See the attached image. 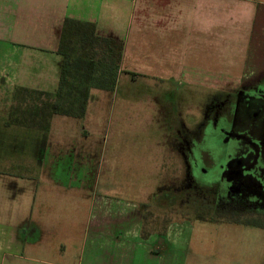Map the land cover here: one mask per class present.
<instances>
[{
  "label": "crops",
  "instance_id": "1",
  "mask_svg": "<svg viewBox=\"0 0 264 264\" xmlns=\"http://www.w3.org/2000/svg\"><path fill=\"white\" fill-rule=\"evenodd\" d=\"M65 19L91 23L96 35L121 44L118 76L131 68L193 83L239 76L242 88L264 84V0H0V264H195L192 256L201 264L203 241L214 236L226 245L257 242L227 258L226 250L225 262L235 255L264 264V223L197 218L149 229L137 201L90 184L84 161L97 123L53 116L46 131L11 123L16 88L56 92ZM222 41L227 57L217 56ZM234 51L237 58L228 55ZM96 92L103 91L91 90L83 117Z\"/></svg>",
  "mask_w": 264,
  "mask_h": 264
},
{
  "label": "rangeland",
  "instance_id": "2",
  "mask_svg": "<svg viewBox=\"0 0 264 264\" xmlns=\"http://www.w3.org/2000/svg\"><path fill=\"white\" fill-rule=\"evenodd\" d=\"M227 34L233 36L234 46L236 41L239 45L235 31L228 30ZM221 45L217 56L227 57L221 50L228 52L227 49L231 48L226 41H222ZM168 51L164 56L171 60L172 52ZM212 54L215 55V51ZM237 54L234 51L228 55L237 58ZM131 72L121 73L128 76H118L112 91L94 93L86 117L79 118L87 128L92 127V122L99 127L88 130L94 140V143L88 144L84 161V168L90 171V184L96 180L99 190L105 188L106 194L137 201L146 216L145 226L149 229L156 227L153 225L157 222L165 224L197 218L223 217L240 222L264 223V198H260L259 194L242 199L229 185L223 184L220 188L196 185L191 174V160L195 156L203 160L205 167H211L213 162L210 158L214 157L217 166H220L227 162V155L235 156L242 151L236 141L226 144L215 132L205 130L216 116L228 121L227 125L235 122L236 127L239 124V130L232 134L241 133L248 139H255L256 133L244 129L245 126L237 121L233 113L235 108H242L238 107L241 100L264 98V84L242 88L239 76H202L201 83H193L192 79L188 82L182 76H136ZM170 73L174 75L176 72L171 69ZM223 124L219 120V125ZM258 130L264 135V125ZM97 131L99 134L96 135ZM40 137L46 136L43 134ZM224 150L226 155L218 158ZM89 155L92 157H87ZM260 161H257L259 170ZM197 181L205 183L202 178H197ZM232 198L253 203L262 212L252 206L244 207L236 200L233 203ZM197 228L203 230L204 226ZM209 231L224 235L220 228H209ZM248 243L257 245L256 241L243 237L234 239L230 245L223 243L219 236H214L210 243L204 240L201 264H241L240 258L235 255L227 262L224 259L229 251L247 249ZM190 260L200 263L197 256L190 257ZM250 263L256 262L251 260Z\"/></svg>",
  "mask_w": 264,
  "mask_h": 264
},
{
  "label": "trees",
  "instance_id": "3",
  "mask_svg": "<svg viewBox=\"0 0 264 264\" xmlns=\"http://www.w3.org/2000/svg\"><path fill=\"white\" fill-rule=\"evenodd\" d=\"M121 52V44L96 35L93 24L65 19L57 47L61 65L56 92L49 94L16 88L12 94L9 120L18 126L46 131L53 116L83 117L91 90H113L120 72ZM219 219L247 226L260 225Z\"/></svg>",
  "mask_w": 264,
  "mask_h": 264
},
{
  "label": "flooded vegetation",
  "instance_id": "4",
  "mask_svg": "<svg viewBox=\"0 0 264 264\" xmlns=\"http://www.w3.org/2000/svg\"><path fill=\"white\" fill-rule=\"evenodd\" d=\"M238 107L242 108L239 110ZM238 107L236 112H234V110V113H232L236 114L237 121L240 120L242 122L241 124L243 127L245 126L244 129H248L249 133H256V136H254L255 139H248L246 135L241 133H237L236 135L232 134V132L239 130V124L236 127L234 126L235 122H231L227 125L228 121L222 119L223 117L221 116H216L214 120L210 121L211 126L207 125L205 129L209 130L208 132H215L226 144L231 141H236L238 143L237 145L242 148V151L235 154V156L227 155V162L225 161L223 165L220 166H217L214 157L210 158L213 162L211 167H205L203 160L201 161L199 157L196 158V156L193 157L191 160L192 179L195 181V184L197 183L199 186L202 184L197 181V178H202V180L205 181L203 185L218 186L219 188L223 184L229 185V187H234L233 190H236L234 192L241 195L242 199L247 198V196L251 194H259L258 196L260 198H264V135L262 134L263 131L260 133L258 130V127L264 125V98L259 96L258 98L254 97L252 99L241 100ZM219 120L220 124H225L220 126ZM214 123H216V125H214ZM233 137H237V139ZM222 155H226L225 150L221 154L219 153L218 158ZM250 158H253V160ZM258 160H261L260 170L257 169L259 166L257 163ZM255 170L257 172H255ZM233 178L239 181L235 182L236 180ZM237 185H240L241 188ZM232 199L233 203H235L234 200H236L243 204L244 207L252 206L258 209L259 212H262V209L253 206V203H247L239 198Z\"/></svg>",
  "mask_w": 264,
  "mask_h": 264
},
{
  "label": "water",
  "instance_id": "5",
  "mask_svg": "<svg viewBox=\"0 0 264 264\" xmlns=\"http://www.w3.org/2000/svg\"><path fill=\"white\" fill-rule=\"evenodd\" d=\"M239 161V160H238Z\"/></svg>",
  "mask_w": 264,
  "mask_h": 264
}]
</instances>
